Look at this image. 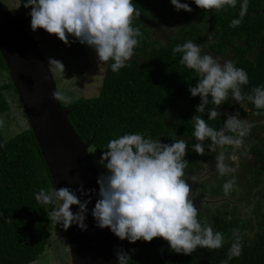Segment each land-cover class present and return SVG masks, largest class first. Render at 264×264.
<instances>
[{
  "label": "trees",
  "instance_id": "trees-1",
  "mask_svg": "<svg viewBox=\"0 0 264 264\" xmlns=\"http://www.w3.org/2000/svg\"><path fill=\"white\" fill-rule=\"evenodd\" d=\"M181 2L189 3L192 11H176L174 6L170 7L169 0H133L139 15L134 14L132 27L142 34L134 57L119 72L111 70V60L106 62L99 94L64 106L70 109L67 118L80 139L91 142L92 158L96 154L101 157L108 142L124 134L143 133L146 138L166 144L184 139L188 144L185 179L189 183L201 170L215 167L221 151L231 154L234 149L223 146L209 151L211 141L205 140V153L198 155L193 150V145L199 141L193 136L195 121L192 117L205 119L219 131L224 129L229 115L239 112V118L252 125L250 133L244 137V145L236 151L240 154L239 169L245 164L247 171L251 170L252 179L245 181L244 178L248 179L245 171L239 176V184L244 185L252 197H240L246 204L241 207L234 204L230 209L225 206L228 202L194 205H199L201 223L224 234V246L219 249L198 247L185 255L172 251L167 241L156 237L151 242L123 240L122 251L131 257L129 264H221L224 260H228V264H264V136L259 135L264 131V109H257L247 98L237 103L229 97L219 108L209 102L204 113L196 112L200 97H192L188 89L196 85L198 77L180 62L182 54L172 51L176 45L191 40L221 63L233 61L248 74L249 83L241 87L247 97L255 87L264 85V0H249L247 14L238 27H230V23L239 18L240 0L235 8L220 11L198 8L191 0ZM174 17L180 22L174 33L163 39L153 38V28L171 24ZM3 74H7L6 81ZM1 79L0 119L3 115L8 119L12 101L7 92L13 89L18 94L0 53ZM213 108L221 115L209 119L208 110ZM7 131L0 126V264H30L44 253L51 234L49 224L53 222V206L38 203L35 194L40 189L53 190L54 184L31 128ZM250 153L256 156L254 164L246 159ZM254 170L259 173L255 174ZM233 230H237L241 238L242 254L229 260Z\"/></svg>",
  "mask_w": 264,
  "mask_h": 264
},
{
  "label": "clouds",
  "instance_id": "clouds-1",
  "mask_svg": "<svg viewBox=\"0 0 264 264\" xmlns=\"http://www.w3.org/2000/svg\"><path fill=\"white\" fill-rule=\"evenodd\" d=\"M191 2L204 10L220 11L226 7L235 8L238 0ZM170 3L176 11H192L187 2L170 0ZM21 5L31 9L28 15L33 32L43 29L48 34H54L65 45L70 43L69 37H72L73 42L78 41L93 48L99 61L111 60L113 72H119L132 59L139 44L138 38L142 36L138 28L132 27L134 14L139 15L133 0H17L15 9ZM248 6L249 0H240L239 18L233 19L230 27L242 24ZM172 51L173 54H182L180 62L198 77L196 85L188 89L192 97H200L196 112L204 113L209 102L219 108L229 97L237 103L247 98L257 109H264V85L255 87L252 94L245 97L241 87L249 83L248 74L233 61L221 63L218 58L204 53L201 46L191 40L176 45ZM51 61L63 69L62 63ZM217 108L208 110L209 119L221 115ZM239 115V112L229 115L224 121V129L219 131L209 126L205 119L192 117L195 121L193 136L199 141L193 145V150L203 156L205 140L211 141L209 151L223 146L241 148L252 125L240 119ZM2 125L3 120H0ZM226 132L234 135H227ZM187 148L184 139L166 144L158 139L146 138L143 133L124 134L110 140L100 157L99 163L106 173L97 179L98 199L91 210L96 226L108 228L114 236L129 243L138 240L151 242L160 237L168 242L172 251L185 255L198 247L222 248L226 243L224 234L200 222L198 208L189 198L190 186L185 179ZM225 161V154L221 151L215 165L221 177L233 174L237 169V162L230 167ZM234 184V176L223 184L225 196L233 190ZM77 192L84 193L83 187L76 190L69 187L51 191L40 189L35 194V200L42 205L53 206L51 217L64 229L75 224L84 231L87 229L84 221L90 200L82 202ZM73 205L78 209L75 213L72 211ZM232 237L229 260L242 254L237 230H233ZM116 260L117 264H129L131 257L124 251H117ZM221 264H228V260Z\"/></svg>",
  "mask_w": 264,
  "mask_h": 264
},
{
  "label": "water",
  "instance_id": "water-1",
  "mask_svg": "<svg viewBox=\"0 0 264 264\" xmlns=\"http://www.w3.org/2000/svg\"><path fill=\"white\" fill-rule=\"evenodd\" d=\"M30 16L14 15L0 1V53L23 113L47 164L54 189L83 187L77 196L87 204L82 231L75 224L64 229L70 254L69 264H117L120 240L108 228L100 229L91 215L98 199V169L89 152L90 141L80 139L71 126L54 80L52 69L35 37L27 30ZM194 201L193 203H196ZM72 211L78 209L73 205Z\"/></svg>",
  "mask_w": 264,
  "mask_h": 264
},
{
  "label": "rangeland",
  "instance_id": "rangeland-1",
  "mask_svg": "<svg viewBox=\"0 0 264 264\" xmlns=\"http://www.w3.org/2000/svg\"><path fill=\"white\" fill-rule=\"evenodd\" d=\"M0 1L4 5H6L14 15H28L29 9H25L22 5L19 9H15L17 0ZM170 7L173 6L171 5ZM170 22L172 23L169 25L163 24L162 27L160 26V28H153L155 31L153 33V38L163 39L166 35L173 34V30L180 25V22L178 20V17H174L172 20H170ZM27 30L37 39L46 59L48 60L63 106H69L79 98H93L99 94L103 82L106 62L98 60L93 48L85 44H81L78 41L73 42L72 37H69L70 43L68 45H65V43L61 42L54 34H48L43 29H37L35 32H33L30 28V25H27ZM51 60H56L62 63L63 69L59 64ZM3 76V79L6 81L7 74H3ZM0 82L3 83V80L1 79ZM7 96L12 101V108L9 112L10 116H8V119L4 115L0 119L3 120L2 127L4 129H8L6 133H12L14 130H19L22 127L27 128L28 122L24 116L23 109L19 104L18 96L15 94L13 89L7 92ZM260 132V137H263L264 131ZM259 135H257L256 139L259 138ZM262 146L264 149V144ZM236 151H239V149L234 147L231 154H225L227 164L230 167H234L235 163L239 160L240 154L237 155ZM246 159L250 164H254L256 161V156L250 153L246 157ZM93 160L100 175L106 173V169L99 163L100 157L97 154L93 155ZM245 167L246 165L244 164V167L242 169H236L235 176L237 177V179H240V175L245 174ZM250 171H248L247 176L249 181H252ZM200 172H203V174L206 173L207 176L204 177V181L199 185H196V181H200L202 178L198 180L193 179L192 181H190V193L193 187H197L198 189H202L205 187V189H207L205 190V194L203 195L204 197H196V200H198L196 203L208 200L211 204L219 205V203L212 202V198H208L215 197L221 193H224L222 186L227 180L233 178L234 173L225 176L224 179L220 183H218V181H220L221 179L211 177V174L208 173L206 169H203ZM254 173L256 174L259 172L257 170H254ZM234 187L232 192L226 196L236 197L235 202H231L230 200L225 201L229 202V205L225 204V206H228L229 209L233 207L234 204L239 205L240 207L242 204H246L245 201L240 197H252L249 193V190H246V187L244 185L241 187V185L239 186L238 183L234 184ZM196 200L194 199V201ZM197 208L199 209V205L197 206ZM241 211L242 210L239 209L240 213H242ZM49 226L51 234L46 241L45 251L38 257L37 260L30 264H69L70 254L68 252V244L64 234V228L61 224H57L54 220L49 224Z\"/></svg>",
  "mask_w": 264,
  "mask_h": 264
},
{
  "label": "flooded vegetation",
  "instance_id": "flooded-vegetation-1",
  "mask_svg": "<svg viewBox=\"0 0 264 264\" xmlns=\"http://www.w3.org/2000/svg\"><path fill=\"white\" fill-rule=\"evenodd\" d=\"M29 9V12H30V8H28ZM28 12V13H29ZM22 16H24V17H28L29 15H22ZM30 23V22H29ZM27 24V25H30V24ZM227 163V162H226ZM236 167H237V169L240 167V165L238 164V162H237V165H236ZM243 167L241 166V169H242ZM207 170V172L208 173H210L211 174V177H214V178H216V179H218V178H220L221 180L220 181H218V183H220L223 179H224V177H221V176H219V174H218V172L216 171V168L215 167H212V168H209V169H206ZM245 171L248 173V171H247V169H246V167H245ZM207 176V174L205 173V174H203V172L200 174V175H198V176H196V177H194V178H192V179H190V181H192L193 179H200V178H202L200 181H196V185H199L201 182H203L204 181V177H206ZM234 178H235V184H238L239 183V179H237V177L235 176V172H234ZM227 179V178H226ZM232 179V178H231ZM245 179V181L247 180V182H249V179H247V178H244ZM243 179V180H244ZM246 182V183H247ZM237 186V185H236ZM239 186H240V184H239ZM235 188V187H234ZM233 188V189H234ZM207 189V188H206ZM205 187L204 188H202V189H198L197 187H193L192 188V190H191V193L189 194V198L190 199H192L193 200V202H194V199L196 200V197H202L204 194H205ZM203 191H204V193H203ZM232 192V191H231ZM230 192V193H231ZM229 193V194H230ZM201 194H203V195H201ZM204 197V196H203ZM207 197V196H206ZM194 198V199H193ZM212 198V202H216V203H222V202H225L226 200H230L231 202H235L236 201V197H226L225 195H224V193H221V194H219V195H217V196H215V197H210V198H208V199H211ZM196 201H198V200H196ZM209 202L208 200H204V201H200V202H198V203H201V202ZM229 203V202H228ZM194 205L196 204V203H193Z\"/></svg>",
  "mask_w": 264,
  "mask_h": 264
}]
</instances>
